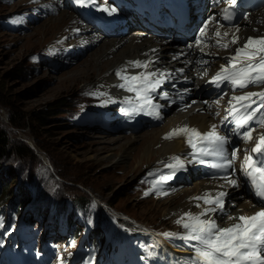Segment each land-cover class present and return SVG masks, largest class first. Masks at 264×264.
Wrapping results in <instances>:
<instances>
[{
	"label": "rangeland",
	"instance_id": "1",
	"mask_svg": "<svg viewBox=\"0 0 264 264\" xmlns=\"http://www.w3.org/2000/svg\"><path fill=\"white\" fill-rule=\"evenodd\" d=\"M45 1L0 0V131L6 133L12 146L28 148L33 154V158H20L12 153L8 158L0 159V196L3 194L7 200V189L4 188L5 191L2 189L3 180L6 179L5 175L8 171L15 172L17 176L15 184L10 186H13L11 190L17 187L26 192L29 198L26 222L31 231L33 230L31 236L35 239L39 234L45 239L49 236L52 239L55 237L54 240L58 245L66 240L58 232V222L61 221V227L64 225L69 232L74 233L71 228L75 225L72 221L75 211L68 209L72 207L71 202L77 204L85 200L81 203L83 213L80 212L78 215L79 222L84 218L85 223L87 220L92 222L93 228L102 229L107 226L113 243L123 246L127 255L129 253L125 247L130 248L129 258L133 260V254L136 257L140 256L139 262L143 260L149 263L140 255L143 246L141 238H145L148 234L150 242L146 239L144 253L155 262H160L154 258L159 257L163 250L158 243L167 245L169 237L165 234H173L175 227L171 222L174 211L181 206L188 194L182 193L172 205L156 204L159 199L150 193L155 183L163 181V179L158 180L161 174L153 175V167H147L144 159L138 157L145 149L142 138L137 139L131 146L130 152L133 154L123 162H119V156L126 147L123 140L125 137L122 136L143 135L146 131L160 129L168 122L167 118L170 115H174L179 109H188L190 105L175 107L158 123L153 125L146 123L137 127L133 133L125 134L121 130L115 132L113 128H122V117L125 116V113L117 111L129 106L119 107L118 103L107 105L101 99H97L98 102L82 100V88L90 85V91L88 89L89 92L86 93L94 96L96 87L92 81L95 80L96 73L87 78L88 67L94 66L96 58L102 57L105 54L104 49L108 47L107 51L110 53L103 59L109 61L116 58L122 47L130 43L136 44L138 40L132 41L131 38L138 36L132 32L141 29L139 22L127 18L130 24L126 30L107 32L106 40L100 37L97 39L99 34H104L94 32L92 29L88 39L90 42L87 43L84 37L69 36V38L63 35L54 39L52 38L54 33L59 31L48 30L50 20L61 14L66 19L76 15L60 7L56 13L47 12ZM197 1L199 3L194 11L199 15L204 1ZM112 2L113 0L107 3ZM254 13H257L258 18H262L264 6L250 14L254 15ZM250 14L244 16L249 18V23L245 24L246 29L243 28L242 32L255 25L252 27L254 36H264V20L262 22L258 18L255 21V18L251 20ZM242 21L238 24L240 25ZM114 26L116 29L117 26L115 24ZM116 36H123L124 44L120 43L110 48L111 43L116 41ZM176 43L180 44V42ZM206 78L201 75L200 80L205 84ZM208 89V86L204 88V90ZM188 93L184 98L188 97ZM161 98L162 96H154L152 100L167 102ZM174 101L176 98L172 97L168 102ZM108 115L121 119L109 122ZM142 121H146L145 116ZM111 140L116 142L110 143ZM119 145L123 146L121 151ZM103 150H108L109 154L104 159L101 153ZM137 151L140 154L134 159ZM187 164L186 162V167L183 169L185 172L179 171L173 176L177 177L173 180L176 184L173 181L171 183L172 186L178 185L176 187L178 192L187 188L192 193L195 191L194 185L197 179L190 176L196 170L193 162ZM182 173L187 176L186 181L180 177ZM133 175L135 178L131 182L129 178ZM223 192H227V197L224 213H218L220 227H224L231 216L232 212H226L229 208L239 210L242 209L241 203L247 202L238 187H230ZM239 193L241 197H237ZM163 198L167 200L169 197ZM8 207L12 209L11 201ZM68 221L69 226H67ZM34 229H37L36 233ZM98 232L103 234V230ZM182 232L184 233L185 230ZM89 238L91 242L92 234ZM132 238L134 242L139 243L134 245ZM76 248L77 246L69 247V251L74 252ZM111 250L112 247H109L108 253ZM165 257L169 264L175 261H180L177 264H185L186 255L169 251Z\"/></svg>",
	"mask_w": 264,
	"mask_h": 264
},
{
	"label": "bare ground",
	"instance_id": "2",
	"mask_svg": "<svg viewBox=\"0 0 264 264\" xmlns=\"http://www.w3.org/2000/svg\"><path fill=\"white\" fill-rule=\"evenodd\" d=\"M108 1L109 0H101V2L104 3L102 5L104 7L113 8L118 4L116 0H113L112 3H107ZM122 1L126 3L125 7L132 4V2L129 0H122ZM202 1L205 2V0ZM45 3H46L47 12L56 13L59 11V8L57 7L55 0H46ZM196 6L191 5V10L188 13L189 24L188 26H186V29L187 30L189 29V32L185 36L179 34L177 29L175 28H170L167 30L162 29L160 33H155L152 31L150 32L146 28V26L142 24L145 22V19L142 16H136L135 17L136 20L139 21V25H141L142 27L137 32L136 31L132 32L138 34V36L132 37L131 40L133 41V39L135 40L137 39L138 42L136 44L130 43V45H127L126 47H122L119 54L116 55V58L110 59L109 61L103 59L104 56L109 55L110 52L107 51L109 47L106 50L104 49L105 54L102 57L96 58L94 66L90 65L91 68L88 67L89 70L86 76L87 78H90V76L93 73H96L95 80L92 81V83H94L96 87L95 88L96 92L94 93V96L88 95L86 93L90 88V85H85L82 88V93L80 91L81 99L86 101L98 102L99 100L98 101L96 100L101 99L105 103H107V105L118 103L119 104L118 106L120 107V104L123 106H127L128 104L125 103V100L129 97H132L133 105H139L142 103V101L135 98V93H131L125 91L124 89L116 87V85L124 82L123 80L120 79V77L116 75V71L118 69H122L126 67L128 75H137L140 72H157V73L170 74L165 78H161L159 76L152 78V79H162V83L157 88L156 92L150 93L152 94L151 95L152 99L153 96L163 97L165 94H167L170 98L171 97L176 98V101L171 103L168 101L165 103L163 102L160 103L159 99L158 100L155 99L154 101L152 100L153 104L160 105V108L158 109L160 118L162 119L166 114H170V111L175 107L182 108L186 105H190L189 108L188 109L184 108L182 110L179 109V111L175 112L174 115L172 116L170 115L169 117L172 118L168 117L167 118L168 122L160 129H153L151 131H146L145 133H143V135L132 134V135L122 136L125 137L123 138V140L125 142L126 147L123 149V151L119 156V162H123L130 156V154H133L130 152V149L132 148L131 146L135 143L137 139L141 140L142 138L143 144H145V149L141 151L142 154L139 155L138 157L141 156L144 159V162L146 163L147 167L150 168L153 167V172H152L153 175L155 173L161 174L158 180L159 179L161 180L162 177L164 178L163 179L164 182L159 181L153 185L154 187L152 186L153 188L150 194H152L154 197L159 199L158 203L156 204L172 205L176 200L179 199V197H181L180 195L182 193L188 194L186 196V199H184V201L182 202L181 206L178 209H176L173 214V219L171 222L175 226L173 234H176V236L184 234L182 232L184 230L182 225H178L176 223L177 221L176 219H180L187 212H191L195 215L202 212L205 208L212 207V205L210 206L208 204H205L202 200L197 201L194 200L193 198L197 196H202L204 193L215 194L216 192H223L226 189H229L231 186L226 184L221 177L230 174V172L210 174L209 170L211 169V167L209 166V164H200L192 159L191 156L192 149L185 142V139L183 137L174 138V139H165L164 137L167 133L171 132L173 129L183 127L184 125L195 127L201 132H207L211 129V126L213 124L217 125V130L220 132L221 135L226 136L227 121H225L224 123H221V121H223L224 116L227 115L225 113V110L228 107V101L233 94L227 92V94L224 96L223 95L217 96L215 93L211 91L208 92V90H204L206 86L204 84V81L200 80V77L202 75L204 78H206V75L203 74H206L208 72L210 73L219 72L220 66L227 64L228 62L227 58L234 55L235 48L243 47V45L245 44V42L249 37L256 38V36H254L252 31V27H255V25L249 27L250 29H247L246 32L244 33L242 32L243 28L246 29L245 24L249 23V18L245 17L244 20L241 22V24L240 25L238 24V26L235 28H230V29L221 28L222 33L224 31L229 32V35L222 39L221 41L222 43H226L230 41L232 39L233 34L239 37L238 43L230 45V47L227 49H222L217 47L215 44L216 38L214 37V33L218 26L215 25V23L213 24V21H215L216 18L218 17L217 12L209 11V9L207 8V11H205L204 13L200 12L199 15H196L194 11ZM115 9L116 12L112 14L111 22L114 21L116 23L117 27L115 29V32H123L130 24V21H127V18L129 17V13L128 14L124 13L119 8H115ZM64 13L66 12L64 11ZM145 15H147V13H145ZM132 16L133 14H131V17ZM132 18L135 19L134 17ZM253 18H255L254 21L258 18L257 13L251 15V20H253ZM258 19L262 22L264 20V16L262 18L259 17ZM203 23H208V28L206 29V34L204 37L205 43H202L198 47L196 45V38L200 35V29H201L200 26ZM61 24L63 25L61 26ZM236 28H239V32H236ZM91 29L92 28L90 25L80 26L78 17L73 16L70 19L69 18L66 19L62 14L58 15L54 19H51L50 27L48 28V30L59 31L54 33V36L52 37L54 39L63 35L64 37L66 35L67 37L70 36L72 38L84 37L87 39L86 43L90 42L88 39L90 37ZM67 31L68 33L66 34ZM262 35L263 34H261V36ZM207 36H211V38H213V41L209 42L207 40L209 39L207 38ZM99 37L103 40H106L108 36L105 34L104 35L99 34L97 36V39ZM116 38H117L115 39L116 41H113L111 43L112 45L110 46V48L113 47L114 45H118V44L120 45V43H122V45L124 44L123 36L120 37L116 36ZM185 40L186 43L184 45L183 44L179 45L176 43ZM201 48H203V52H201L200 50ZM169 55H170L169 57L170 59L168 58ZM135 60L146 61V62L151 61L152 63L149 64L147 69L134 68L132 65L128 64L129 61H135ZM197 61H200L201 63H197ZM203 61H207V63H203ZM165 63L167 65L163 66V64ZM179 69H183V72L178 71ZM184 76L185 79H183ZM192 78L193 79L195 78V81H193ZM207 79L208 76L205 80V83L207 82ZM76 81H78V79ZM261 90L262 89H260L259 91ZM100 93H104V95H100ZM186 93H188V97L183 99ZM217 100L220 101L219 105L214 103ZM149 108L151 107L145 106L144 111H140L138 114L132 115L130 120H133L134 123L126 127L123 124L124 118L122 117L123 118L122 128H116V131L121 130V132H125V134H130L133 133V131H135L137 127H141L146 123H150L149 121H144V122L142 121L143 117L148 112ZM151 110L153 113L156 114L157 110H154L152 108ZM217 112L220 113L219 116L216 115ZM153 113L149 115L148 118L150 116H153L154 115ZM108 117L107 119L110 120L109 122H116V120L121 119V118L115 119L113 115H108ZM100 120L102 119L100 118ZM259 132H264V128H257V132L253 133V135L255 136ZM112 141L113 140H111L110 143ZM249 144L251 143L246 144L242 141L238 145V147L234 148V149L236 148L240 149L239 158L235 162L236 174H239L238 166L240 165L241 159L244 156V153H242L241 149L243 148L247 149ZM120 147L121 145L118 146V148ZM122 148L123 146L120 148V151ZM226 148L228 153L231 154L232 150L230 149V147H228V144L226 145ZM101 153H102V159L106 158V156H109L108 150H103ZM138 154H140L139 151L135 153L134 159ZM177 156L180 157L181 160H184L185 163L187 162L188 164H190L193 162L194 170H196V172L192 173L190 178L193 177L196 178L197 183L194 185L195 191L192 193L187 188L182 190L183 192L181 190H179L180 192H178V189L176 188L178 187V185L172 186L173 183H171V181L177 178L173 176H175L179 171L183 172L184 170H178L173 175L172 170H170L168 167H165V165L172 162L171 161L172 157H177ZM207 159L210 162H215L213 158H207ZM189 161L192 162L189 163ZM203 172L205 173V176L203 175ZM169 176H172V178L167 179V177ZM180 177L183 178V181H186L187 179L186 178L187 176H185L184 173H182ZM134 178L135 177L133 175L132 177L129 178V181L133 182ZM238 183H239L238 188L241 191L242 196L246 197L247 202L243 204L241 203L240 207L242 209L236 210V208H229V210L226 212L229 211L232 212L231 217H238L240 215H252L254 212L260 209V206L251 199L250 191L247 189V187H245L244 183L241 180H238ZM163 184L164 185L166 184V186H163ZM221 185H223V187H221ZM176 191L178 192L177 194L175 193ZM163 197L166 198L169 197V198H167V200H163L164 199ZM237 197H241L240 193L238 194ZM197 204H200V207H197ZM218 213L219 212L215 214H211V216L213 219L216 220L217 224L219 225ZM185 220H187V218H185ZM235 222H236L235 220L228 219L224 227H228ZM141 240H144V238L143 239L141 238ZM167 242H168L167 245L158 243L159 245L162 246L163 250L161 251L162 253H160L159 257H154V258H157L161 264H169L165 257V254L169 251L173 253L177 252L182 255H186L185 264H189L190 258L194 256V252L192 248L189 246V243L175 237H169ZM144 258L148 260V258L146 257ZM139 264H149V263H146L145 261L141 260ZM171 264H175V262Z\"/></svg>",
	"mask_w": 264,
	"mask_h": 264
},
{
	"label": "snow or ice",
	"instance_id": "3",
	"mask_svg": "<svg viewBox=\"0 0 264 264\" xmlns=\"http://www.w3.org/2000/svg\"><path fill=\"white\" fill-rule=\"evenodd\" d=\"M219 2V0H217ZM229 7L222 9L225 20H231L234 11L232 6L236 0H224ZM80 6L88 7L95 5L96 0H77ZM99 10L112 15L116 12L115 8L99 7ZM221 26L217 27L214 33L215 44L217 47L227 49L230 45L237 44L239 37L233 34L232 39L222 43V39L229 35L228 31L221 32ZM208 23L200 29V35L196 38V45L199 47L205 43L204 37ZM239 32V28H236ZM203 52V48L200 49ZM155 51V50H153ZM227 64L220 66V71L212 78L209 83L217 88L227 83L231 86L233 95L228 101L226 108L227 115L223 121L233 125L232 132L244 143H252L250 149H244V156L240 163V171L246 181L253 188L255 195L264 202V132H259L257 128H264V90L259 92L244 91L241 95H236L237 90H245L250 86L264 85V37H249L243 47L235 48L234 55L227 58ZM151 61H129L128 64L134 68L147 69ZM197 63H201L197 61ZM207 63V61H203ZM178 71L183 72V69ZM116 75L123 80V83L116 85L125 91L135 93V98L142 101L139 105H133L132 97L125 100L129 107H122L121 111L125 115L132 116L144 111L145 106H150L157 110L156 117L160 118L158 109L160 105L152 103L150 93L156 92L162 83V79H152L159 76L165 78L168 73L140 72L137 75H128L127 68L118 69ZM226 94V93H225ZM104 95V93H100ZM162 98H167L165 94ZM219 105L220 101L214 102ZM255 105V106H254ZM149 115L152 112H148ZM220 115L219 112L216 113ZM252 125H255L253 127ZM183 137L185 142L192 149V159L200 164H209L213 169L228 173L221 177L226 184L231 187H239L235 177V162L239 158L240 149H233L228 153L226 145L229 143L228 137L221 135L217 130V125L213 124L207 132H201L195 127L184 125L173 129L165 135V139ZM206 158H213L215 162H210ZM169 164L165 165L174 175L176 171L185 168V161L180 157H172ZM192 161H189V163ZM172 176L167 177L171 179ZM162 179H164L162 177ZM223 187V185H221ZM147 195V193H146ZM227 192L204 193L202 196L194 197V200L203 201L205 204L213 205L205 208L199 214L187 212L176 221L182 225L184 234H165L168 237H175L189 243L194 252L189 264H264V203L258 211L252 215H240L229 217L236 222L228 227H220L211 214L217 212L224 213L225 198ZM200 207V204H197ZM187 218V220H185Z\"/></svg>",
	"mask_w": 264,
	"mask_h": 264
},
{
	"label": "trees",
	"instance_id": "4",
	"mask_svg": "<svg viewBox=\"0 0 264 264\" xmlns=\"http://www.w3.org/2000/svg\"><path fill=\"white\" fill-rule=\"evenodd\" d=\"M12 153H15L20 158H33V154L30 152V150L28 148H25V147L22 148L20 146H12L11 142L9 140V137L6 135V133L4 131H0V159L8 158L10 155H12ZM5 177H6V179L3 180L4 183L2 184V187H3L2 189L3 190H4V188L7 189L6 191L8 192L7 193L8 198H7V200H5V196L2 194L0 196V202L2 204L4 203V204L8 205L11 201L12 208H14V210H17V212L18 213L20 212V214H21V212L23 213L26 210V207H27L28 202H29V198H28L26 192L22 191L21 189H18L17 187L14 188V190H11V187H13V186H10V185L15 184V179L17 177L15 172L8 171V173L5 175ZM84 201L77 202V204L79 206L83 207L81 203H83ZM75 228H77V227H75ZM100 230L101 229H96L93 231L94 232V233H92L93 244L102 242V240H103L102 235L103 234H100L98 232ZM95 234H97V235H95ZM101 237H102V240H101Z\"/></svg>",
	"mask_w": 264,
	"mask_h": 264
}]
</instances>
